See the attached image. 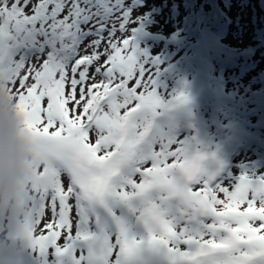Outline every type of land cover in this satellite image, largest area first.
<instances>
[{"label": "snow or ice", "instance_id": "obj_1", "mask_svg": "<svg viewBox=\"0 0 264 264\" xmlns=\"http://www.w3.org/2000/svg\"><path fill=\"white\" fill-rule=\"evenodd\" d=\"M132 10L0 0V92L34 157L18 201L30 249L55 264H264V173L222 175L179 139L190 98L159 84L136 27L116 38Z\"/></svg>", "mask_w": 264, "mask_h": 264}, {"label": "rangeland", "instance_id": "obj_2", "mask_svg": "<svg viewBox=\"0 0 264 264\" xmlns=\"http://www.w3.org/2000/svg\"><path fill=\"white\" fill-rule=\"evenodd\" d=\"M180 1L138 0L135 3L133 0H125L126 6L133 4L131 20L135 21L139 18V23H128L127 30L124 33L117 32L116 38L117 40L122 36L127 38L131 29L136 27L138 30L135 43L141 52L157 61L155 67L158 71L159 84L169 93L183 91L188 97L200 95L204 91H208L209 94L211 90H215L211 85L212 79L216 78L214 70L216 71L217 66L214 62L219 61L222 55L227 56L235 50L238 52L234 53L235 56L240 58L242 63L243 55H239L246 52L248 59L244 63L250 62V65H253L251 72L247 74H243L242 71L227 72L224 71V68L218 71L217 75L220 77L218 84L225 87V90L216 88L215 100L212 103L215 107L212 113L216 115V119H211V124L214 126L205 120H199L201 127H196V130L192 128L189 131L182 130L179 139L195 136L203 149L215 153L216 160L224 166L222 175L227 173L238 175L245 171L264 173V105L260 106L259 111L255 109L257 104L261 103L257 97L264 94V45L257 44V28L253 23L255 16L249 8L245 7L244 4L247 0H225V9H227L225 17H227L226 21H229L228 35L224 39L219 35L217 41L209 43L206 29L209 28L211 21L220 18L217 16L218 14L221 16L218 6L221 3L213 1L214 10L210 8L212 15L215 16L213 18L211 14L208 16V9L205 11V5L201 2L199 13L202 10L206 13L197 16L199 19L190 20L187 18L190 15L186 11V0L181 3ZM244 8L245 11H243ZM188 22L191 26L183 34L185 29L183 24ZM179 25L183 29L182 32L176 30ZM170 42H177V44L171 46ZM200 54H204L207 63L199 62ZM193 58H196V63L198 62L193 65V69L189 66L180 70L176 75L179 71L176 67L171 72L173 63L179 64L180 69L184 61ZM209 62L211 66L208 68ZM199 66L200 68L197 69ZM246 66L250 68L249 65ZM189 72H191L190 78L184 79L188 77L187 73ZM167 74L169 75L166 76ZM182 77H184L183 80ZM223 91H228L229 94ZM189 98L190 103L185 107L188 110L191 109L193 103L197 102L193 100V97ZM223 100H231V107H220ZM243 102L246 103V110L243 111L245 118L241 122L243 126H236L234 122L227 124L224 119L225 113H235L236 107H240ZM200 113L201 111L198 110V115ZM256 122L258 123L256 124ZM50 218L51 213L46 212L42 224L37 228V235L41 234L43 224L47 223ZM44 234H47L46 231ZM58 243L62 245L63 239ZM51 251L50 249L49 252L51 253ZM55 261L56 258L52 254L41 256L38 251L29 249L24 264H55Z\"/></svg>", "mask_w": 264, "mask_h": 264}, {"label": "clouds", "instance_id": "obj_3", "mask_svg": "<svg viewBox=\"0 0 264 264\" xmlns=\"http://www.w3.org/2000/svg\"><path fill=\"white\" fill-rule=\"evenodd\" d=\"M33 165L23 118L9 94L0 92V264H24L29 252L18 201Z\"/></svg>", "mask_w": 264, "mask_h": 264}, {"label": "trees", "instance_id": "obj_4", "mask_svg": "<svg viewBox=\"0 0 264 264\" xmlns=\"http://www.w3.org/2000/svg\"><path fill=\"white\" fill-rule=\"evenodd\" d=\"M135 3H137L138 0H133ZM183 2H185V0H181ZM180 1V3H181ZM213 1H217L219 3H221L219 6V12L221 13V16L218 14L217 19H214L213 21L210 22V26H208L209 28L206 29L207 31V35H208V41L209 43H212L213 41H217L218 40V36L220 35L223 39L224 37H226L228 34V22L226 21L227 17H225V13L226 10L225 9V0H186V4H187V14H189L190 16H188L187 18H190V20L192 19H199L197 18V16H201L202 14H205L206 12H204V10H202L201 13L200 12V7H201V2H203V4L205 5V11L208 9L207 13L208 16L211 14V9L214 10L213 7ZM189 2V3H188ZM245 7L249 8L253 15L255 16L254 22L257 28V44L259 45H264V0H247L245 2ZM211 8V9H210ZM246 9L244 8L243 11H245ZM214 13V12H213ZM212 17L214 18V14L212 15ZM195 21V20H193ZM183 23V22H182ZM182 25V24H181ZM181 25L177 26L176 30H178V32H182L183 29L181 27ZM183 26L185 27L184 32H182L183 34H185V31H187L186 29H188L191 25L189 24V22L187 24H183ZM227 29L225 31V28ZM175 44H177V42H170L169 45L174 46ZM250 48V47H249ZM237 54L238 52H235V50H233L232 54L229 53V55H222V58L219 61H216L214 63H216V71L215 72V76L216 78L212 79L213 82H211V85L215 88V90H211V92L208 94V91H204L202 94L200 95H195V96H189V97H193V100H196V104H192V107L190 110L185 109L184 111V115L182 117L181 120V127H180V132H182V130L186 129L189 131L190 128H192L193 130H196L195 128L197 127H201L202 125L199 124V120H205L207 123H209L211 126L214 124H211V119H216V115H214L212 113V110H214V105L212 103H214V96L216 94V88L217 89H222L225 90V87H221L218 82L220 80V77L217 75L218 71L224 68V71L227 72H234L236 73V71H242L243 74H247L249 72H251L253 70V65H250V62H248L247 64L244 63L245 60H247L248 58H246V52L241 53V55L243 58V62L241 63V59L236 57L235 54ZM250 55V54H249ZM248 55V56H249ZM199 62L203 63H207L206 62V58L204 57V54H200L199 55ZM229 59V60H228ZM231 61L232 63L230 64ZM198 63V62H197ZM196 63V58H193L192 60H187L184 61L182 64V66L179 69V64L173 63V69L171 70V72L174 71V68L178 67L177 70H179L176 75L179 74L180 70H183L184 68L187 67H191L193 69V65L197 64ZM181 65V64H180ZM206 65V64H205ZM243 65V66H242ZM246 65H249L250 68ZM211 66V63H208V68ZM206 67V66H205ZM200 66L197 68L199 69ZM215 69V68H214ZM250 69V70H249ZM190 74L191 72L187 73L188 77H182L181 79H187L190 78ZM213 74V73H212ZM169 74H167L166 76H168ZM175 75V76H176ZM165 77V76H164ZM185 88V87H184ZM186 90V88H185ZM225 93H228V91H223ZM257 97V96H256ZM261 100V103L257 104V107H255L256 110L259 111L260 106L263 107L264 105V94L261 97H257ZM223 102H228L227 106H223L221 103L219 106L220 107H231V100H223ZM250 104V102H249ZM225 109V108H224ZM198 110L201 111L200 115L201 117H199L200 115H198ZM244 110H246V103L243 102L241 103L240 107H236L235 113L233 112H228L225 113V121L227 124H230L232 122H234V124L236 126L242 127L243 124L241 122H243L244 120ZM239 112V114H238ZM257 112V111H256ZM220 113V112H218ZM258 113V112H257ZM256 116V115H255ZM259 117V116H258ZM261 119V118H258ZM250 123V122H249ZM258 122H256L257 124ZM220 124V123H219ZM226 131V130H225ZM193 136V135H191Z\"/></svg>", "mask_w": 264, "mask_h": 264}, {"label": "bare ground", "instance_id": "obj_5", "mask_svg": "<svg viewBox=\"0 0 264 264\" xmlns=\"http://www.w3.org/2000/svg\"><path fill=\"white\" fill-rule=\"evenodd\" d=\"M223 104V106H227V104H228V102H222Z\"/></svg>", "mask_w": 264, "mask_h": 264}]
</instances>
